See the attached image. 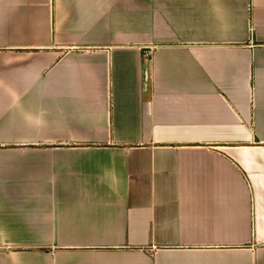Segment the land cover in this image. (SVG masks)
<instances>
[{
    "label": "crops",
    "instance_id": "obj_1",
    "mask_svg": "<svg viewBox=\"0 0 264 264\" xmlns=\"http://www.w3.org/2000/svg\"><path fill=\"white\" fill-rule=\"evenodd\" d=\"M0 264H264V0H0Z\"/></svg>",
    "mask_w": 264,
    "mask_h": 264
},
{
    "label": "built area",
    "instance_id": "obj_2",
    "mask_svg": "<svg viewBox=\"0 0 264 264\" xmlns=\"http://www.w3.org/2000/svg\"><path fill=\"white\" fill-rule=\"evenodd\" d=\"M148 53H149V50H145V51H144V55H146V56H147V55H148Z\"/></svg>",
    "mask_w": 264,
    "mask_h": 264
}]
</instances>
